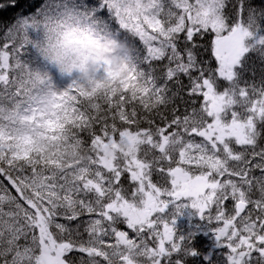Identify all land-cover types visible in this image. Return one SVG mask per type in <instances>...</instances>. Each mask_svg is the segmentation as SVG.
<instances>
[{"label":"snow or ice","instance_id":"snow-or-ice-1","mask_svg":"<svg viewBox=\"0 0 264 264\" xmlns=\"http://www.w3.org/2000/svg\"><path fill=\"white\" fill-rule=\"evenodd\" d=\"M0 264H264V0H0Z\"/></svg>","mask_w":264,"mask_h":264},{"label":"clouds","instance_id":"clouds-1","mask_svg":"<svg viewBox=\"0 0 264 264\" xmlns=\"http://www.w3.org/2000/svg\"><path fill=\"white\" fill-rule=\"evenodd\" d=\"M51 48H49V54L53 60L57 62L58 65L64 67H71L76 65L79 72L78 75L82 84L86 87L92 88L95 85L92 83L91 77L96 70L97 63L100 59L108 57L112 61L114 73L123 74V70L118 65V56L113 53L112 47L106 42L101 41L99 44H94L95 49L94 54H84L78 52L77 49L72 45L58 44L56 39L51 40ZM45 47H48V41H45ZM59 73V67H54ZM120 77L117 76L116 79Z\"/></svg>","mask_w":264,"mask_h":264},{"label":"trees","instance_id":"trees-1","mask_svg":"<svg viewBox=\"0 0 264 264\" xmlns=\"http://www.w3.org/2000/svg\"><path fill=\"white\" fill-rule=\"evenodd\" d=\"M40 0H21V3L23 4V7L25 9H27V6L29 3H32V4H36V3H39ZM15 13H12V14H9V15H14ZM7 18V17H5ZM51 71L56 79V82L57 84L60 86V87H64L66 86L69 82H70V78L67 77V76H61L60 73H58L56 71V69L54 67L51 68ZM198 245L203 247V248H208L212 245L213 243V239H212V235L211 233L207 234V235H200L199 238H198Z\"/></svg>","mask_w":264,"mask_h":264},{"label":"rangeland","instance_id":"rangeland-1","mask_svg":"<svg viewBox=\"0 0 264 264\" xmlns=\"http://www.w3.org/2000/svg\"><path fill=\"white\" fill-rule=\"evenodd\" d=\"M188 227V221L186 218H181L179 221H178V228L181 230V231H184L185 229H187Z\"/></svg>","mask_w":264,"mask_h":264}]
</instances>
